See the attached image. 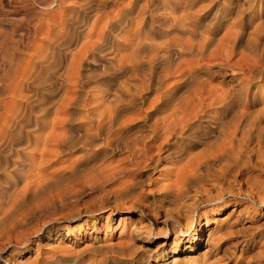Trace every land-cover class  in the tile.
I'll list each match as a JSON object with an SVG mask.
<instances>
[{
  "label": "bare ground",
  "instance_id": "1",
  "mask_svg": "<svg viewBox=\"0 0 264 264\" xmlns=\"http://www.w3.org/2000/svg\"><path fill=\"white\" fill-rule=\"evenodd\" d=\"M32 1L43 9L35 12L29 6ZM109 1L117 2L85 0L82 8L93 10L95 17L89 27L86 23L88 28L77 40L75 28L68 39L61 37L69 23L66 12L71 7L67 0L66 5L63 0H0V152L8 153L22 141L34 144L41 155L51 147L53 157L75 150L88 155L124 151L126 160L139 170L170 161L172 167L163 190L155 196L164 210L145 213L147 225L133 228V233L148 241L155 236L152 224L160 216L164 235L167 229L176 233L181 224L188 225L182 234H190L191 243L185 252L190 257L198 242L199 218L203 216L208 226L207 212L200 211L199 205L222 202L224 194H240L253 203L264 201L263 194L253 193L258 176L251 177V171H264V44L256 49L252 43L254 35L264 33V0H241L234 6L230 0L212 5L213 0L206 5L199 3L204 0H161V4L156 0H128L119 2L113 14L102 10ZM56 6L62 8L57 14ZM32 12L49 15L39 44L35 41L43 28L42 17L30 26ZM7 13H21L23 17L8 20L4 17ZM3 24L10 25L9 30L3 29ZM31 48L29 60L21 63L19 56ZM43 63L56 68L53 84L59 96L56 101L39 97L36 102L43 113L33 115L36 113L30 102L35 100L31 99L34 95L30 91L34 90L30 83L38 71L34 69ZM212 77L221 78V82L212 84ZM39 130L42 133L36 134ZM78 168L79 164L70 161V176L89 169ZM111 171V178L119 173ZM41 176L45 180L46 176ZM239 178L244 179L245 191H234L236 185L241 189ZM127 181L112 191L113 197L127 195L138 182ZM9 187L0 186V196ZM26 187L9 193L11 197L6 195L8 201H0V226L21 228L30 219V211L22 214L18 210L20 215L11 217L13 209L17 211L26 199ZM134 206L142 210L143 204ZM151 207L146 206L148 211ZM23 233H16L22 237L16 238V245H23ZM174 245L169 251L181 252ZM160 252L161 256L167 254ZM2 264H10V258H3Z\"/></svg>",
  "mask_w": 264,
  "mask_h": 264
},
{
  "label": "rangeland",
  "instance_id": "2",
  "mask_svg": "<svg viewBox=\"0 0 264 264\" xmlns=\"http://www.w3.org/2000/svg\"><path fill=\"white\" fill-rule=\"evenodd\" d=\"M65 1L66 0H63V4L66 5L67 3V5H70L71 7V9L66 12L67 20L69 19L67 21L69 23H67L66 26L70 27L62 29L63 32H61V34H63L61 37L62 39H68V35L70 37L73 29L75 28L74 33L76 34L78 40V38L82 37L85 29L89 27V23L94 19L93 16L95 17V14H92L93 10L88 11L82 8V4L85 0H67L66 3ZM127 1L128 0H117L115 3L109 1L107 4H104V8L102 7V10H104V12L111 11L113 14L119 6V2L123 4ZM209 1L212 0H204L199 3L201 5H206ZM213 1L214 2H211V5L219 1L221 2V0ZM230 1L231 3L233 1L232 5L234 6L237 5V1L241 0ZM141 2H143V0H141ZM227 2H229V0L224 1V3ZM156 3L161 4V0H156ZM199 3L197 5H199ZM77 5H80L79 7L81 9ZM29 6L30 8L33 7L32 9H35V12H40L43 9V7L35 1L34 3L32 1ZM196 7L199 8L200 5ZM54 8H56V14L62 10L61 7L59 8L60 10L57 9V6ZM82 11L83 13H81ZM255 11H257L256 8ZM262 11H264V5ZM33 13L34 12H32V17H30L31 19L29 18L30 26L37 23V17H42L41 21L43 28L37 35V39L35 41L36 44H39L40 41L37 40H40L42 32H44L48 26L49 21L47 22V18H49V15H35V13ZM19 15L22 16L21 13L16 15L7 13L4 17H7L6 19L8 20H16L21 18ZM31 22L33 25H31ZM86 23L88 24V27H86ZM256 23V21L253 22V24ZM253 24L250 22L251 26ZM4 25L5 24H3V26ZM263 27L264 24L262 29ZM4 28L9 30L10 25H5L3 29ZM222 32L223 31H221L219 35ZM261 33V36L257 34L252 38V40L256 38V40L252 41L253 46H255V48L257 47L256 49L264 47V45L262 46V43L264 44V33ZM258 42L260 43L258 44ZM35 43L34 45H36ZM255 43L257 44L255 45ZM34 45L33 48L35 47ZM260 46L262 47L260 48ZM33 48H31V50H25L26 52L24 51V53L21 54L22 56H19L21 59L20 62L22 61L21 63L29 60L31 53L33 52ZM12 53L13 52L10 51L11 55ZM17 67L19 70L21 65H18ZM37 69V72L34 71ZM40 69L41 71L39 72ZM55 69L53 67H48L46 63H43L38 65L37 68L33 70V72H36L34 78H31L32 82L30 83V88L34 90L30 91V94L34 95L31 99L34 98L35 100L34 103L32 101L33 99L31 100L32 102H30V106H33V113H36L33 115L43 113V108L38 109V101H40L41 98L52 97L53 101H56L55 99L59 96V89L53 84V80L55 79L52 73ZM58 73H61V70H59ZM55 75L58 74L56 73ZM38 76L39 79L37 78ZM227 79L229 78L227 77L225 80ZM102 80L103 79H100V81ZM220 82L221 78L219 77L211 78V83L214 85H218ZM261 83L264 85V77L262 78ZM30 94L27 95L30 96ZM35 97L38 98L35 99ZM146 105L148 104H145V106ZM259 105L260 104H256L255 107H258ZM0 109L3 110L2 105L0 106ZM36 109L38 110L36 111ZM39 110H41V113ZM42 131L43 130H39L35 133L40 134ZM48 148L49 150L46 148L43 155H41V152L36 150L34 144H24V142L21 141L18 144H14L12 151L7 150V152L9 151L8 153H6V151L0 152V167H2L1 169H6V171L0 169V186H10L9 190L5 191L6 193L4 192V196L6 197V195H10L13 191V193L17 191L19 192L27 186L26 188L28 191L26 190V199H23L22 204L20 203L16 208L17 211L19 210L22 214L29 213L30 211V219H27L25 222L26 224L24 223V225H21V228L19 226L17 228L16 226L11 230V227L8 228L7 225L6 227L8 229L4 226H0L2 227V229H0L3 231L2 233L0 230V264H2L3 258L7 257L10 258V264H264V201L261 203H253L250 199H247L240 194H224L222 202L199 205L200 211L207 212L208 226L206 228L204 225V217H200L198 221L201 224V228L197 234V236L199 235L198 242L196 243L194 252L190 253L192 256L189 257V255L185 252L187 251L188 245L191 243L190 234L189 232L182 234L183 231H186L188 225L185 226L184 224H181V227H177L178 232L176 233L167 229V235H164V231H162L164 223L159 214L160 217H158L157 221L152 224L155 236H150L147 239L148 241H145V238L141 237L137 233H133V228H139V226L143 227L147 225L148 218L145 216V213L154 214L155 211L164 210V208L158 204L159 202L155 196L163 190L169 169L172 167V163L170 161L166 160L160 163V165L158 164L156 168L143 167V169L140 167L141 170H139L136 166H134V164L132 165L128 160H126L128 159V156L124 151H118L113 154H109L105 151L100 154L95 153L88 155L82 151L75 150L59 157H53L54 155L51 147ZM70 161H75L76 164H79L78 169L80 170H84L88 167L91 170L86 169L84 172H79L75 175L71 174L73 176H70V173H68L67 170V166ZM107 168L110 169H108L109 172ZM111 169L114 172L115 170L117 172L119 171L115 178L110 177L112 172ZM103 170L105 172H103ZM100 172L101 174H99ZM251 172V177L258 176L257 178H259L257 184L258 186H255L253 189L254 195L257 193H260L259 195H264V171ZM41 174L46 176L45 180L41 179L43 178ZM126 178L127 180L130 179L131 182L132 180H138V182H136L140 183L139 185L137 183L135 184L132 188L134 191L130 190L131 193L129 192L127 195L118 196V198L113 197V193L117 189H120V186L124 185L125 181V184L128 183ZM49 179L52 180L49 181ZM123 179L125 181H123ZM240 179L241 178H239V183L242 185L241 189L236 185V187H234V191L246 190L247 186L243 181L244 179L242 178L241 181ZM50 182L53 183L51 184ZM32 194L35 195L32 196ZM136 194L138 196H136ZM131 196L135 197L134 200ZM3 197L0 198V201H8L7 197H11V195L4 199ZM136 198H138L137 201ZM257 198L258 197L255 199ZM61 200L63 204L60 202ZM136 203L140 205L143 204V206H141L142 210H139L134 206ZM146 206L152 207L148 211ZM15 211L16 209H13L14 213L11 217H13L14 214L16 215L19 213V211ZM20 213L17 214L16 217H18ZM9 221L10 220H8V222ZM182 222L184 221L182 220ZM157 228L159 229L158 231ZM23 230L26 233V235L23 233V236L26 237L23 239V245H16L15 242L18 241L17 239L22 238L20 236L18 237V235ZM228 232H230V234H228ZM173 244H175L174 246L181 248V252L172 254L169 249ZM161 249L165 250L167 254H162L161 256Z\"/></svg>",
  "mask_w": 264,
  "mask_h": 264
}]
</instances>
